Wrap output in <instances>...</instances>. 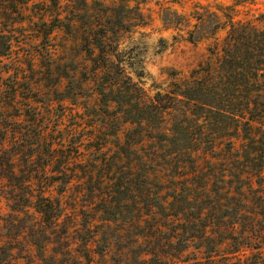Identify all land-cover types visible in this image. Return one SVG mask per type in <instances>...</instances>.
<instances>
[{"label": "trees", "instance_id": "1", "mask_svg": "<svg viewBox=\"0 0 264 264\" xmlns=\"http://www.w3.org/2000/svg\"><path fill=\"white\" fill-rule=\"evenodd\" d=\"M246 1L195 8L185 21L187 40H212L208 59L185 76L172 73L167 87H156L151 96L125 72L120 49L124 34L148 25L144 1L117 0L87 15L81 41L94 75L92 118L98 121L89 125V135H80L85 128L79 127L75 145H92L86 152L106 155L80 157L78 168H70L77 162L70 136L58 137L57 127L0 121V200L7 210L1 220L10 223L31 208L43 236L68 245L77 234L80 243L65 264L102 261L117 243H104L116 223L126 225L122 231L131 241L121 245L122 253L139 252V264H264V23L234 19L235 7ZM5 2L13 4L0 0V12ZM28 2L17 13L27 11L33 0ZM81 3L85 12L93 5ZM45 6L49 19L39 22L56 23L51 32L72 31L82 21L67 4L63 11L57 4ZM169 15L161 18L167 29L184 21ZM219 31H225L221 40ZM7 34L0 30V58L9 54ZM53 54L45 53L47 61ZM19 74L0 71V116L14 108L4 96L17 87ZM132 74L143 78L142 71ZM35 163L41 171L31 168ZM76 186L99 215L70 232L63 203ZM33 229L26 234L30 238ZM2 258L0 264L7 255Z\"/></svg>", "mask_w": 264, "mask_h": 264}, {"label": "rangeland", "instance_id": "2", "mask_svg": "<svg viewBox=\"0 0 264 264\" xmlns=\"http://www.w3.org/2000/svg\"><path fill=\"white\" fill-rule=\"evenodd\" d=\"M143 1L144 5L141 9L147 15L148 25L134 29L131 34H124L120 49L124 52L122 56L125 72L133 77L134 82H140V86L151 96L156 87L161 89L167 87L172 73L185 76L207 61L208 48L214 42L207 39L191 43L186 36L188 28L185 21L190 19V14L195 8L208 6L210 9H215L216 5L231 6L234 0ZM22 2L29 3L28 0H13V4L5 2L0 12V30L8 32V39L11 42L8 56L0 58V71L10 69L20 73L17 87L13 90L9 89L8 94L4 96L9 97L7 102L14 108L1 113L0 121L32 125L48 124L51 129L57 127L60 131L58 137L70 136L72 148L69 150L73 153L71 157H74L75 161L89 155L99 159L101 154L106 155V152L90 154L86 151L91 149L92 145H85L80 150V145H75L79 137V135L75 136L79 127L85 128V132L80 135H89V125L98 121L92 118L95 116L93 110L96 100L94 75L90 71L91 63L86 60L81 36L85 21H89L87 15H92L98 12L96 9L100 6H110L117 0H86L88 6L93 4L87 12L82 10L81 0H33L27 11L20 10L17 13V6ZM34 3L40 4L37 6ZM55 4L60 6V11L65 10L67 4V9L78 13L82 21L76 24L72 31L71 28L68 30L60 27L51 32L56 27V23L49 21L42 24L39 21L43 17L49 19L45 5L53 7ZM92 7H94L93 11L90 10ZM172 12L181 15L184 21L175 29H167L161 21L162 13L164 18L170 19L169 14ZM234 19L241 22L264 23V0H247L246 3L237 5L234 9ZM224 33L225 31H219L216 35L217 40H221ZM48 50L54 53L49 61L45 56ZM0 51H2L1 45ZM132 71H142L143 78L137 80ZM66 77H69V80ZM96 80L97 78L95 82ZM101 83L106 87L105 81L102 80ZM36 85L39 86V90H36ZM12 94H14L13 100H11ZM108 107L111 108L113 105L108 104ZM76 149L81 152L75 154ZM78 165L77 161L70 168H78ZM42 167L41 163L31 166L37 171H41ZM92 170L96 172L97 168ZM86 196L85 198L81 186L73 187L65 194L64 224L70 232L75 228L81 230V224L89 225L98 218V210L95 211L93 202L89 201V195ZM76 198L79 200L73 202ZM6 213L5 203L0 200V246H3L0 251L4 252V254L1 252L0 260L4 261L2 257L7 255V259L2 264H65L68 259L74 257L71 251L81 240L77 234H71L74 236L69 237L71 239L67 245L63 238L58 239L54 236L47 238L42 235L39 216L31 208L9 219L10 223L7 219L1 220ZM105 216L112 217L109 214ZM123 220L127 222L129 219ZM30 227L34 228L33 238L26 235L29 234ZM111 227H114V224ZM124 229H126L124 223H116L114 231L106 232L105 246L116 238L117 243L112 250L104 253L105 258L101 257L102 261L99 260L98 264H139L137 260L139 252L135 251L133 256L129 254L130 257L127 252L122 253L121 245L131 242L127 239L128 234L122 231ZM114 232H118L119 237L114 236ZM7 238L14 240L9 241ZM39 249L43 250V259L39 256ZM99 250L101 249H97ZM97 261L96 258L93 259V264H97ZM83 263L85 261L81 262Z\"/></svg>", "mask_w": 264, "mask_h": 264}]
</instances>
